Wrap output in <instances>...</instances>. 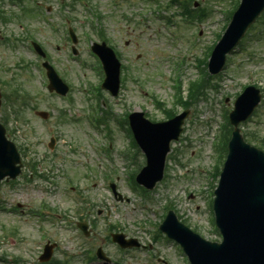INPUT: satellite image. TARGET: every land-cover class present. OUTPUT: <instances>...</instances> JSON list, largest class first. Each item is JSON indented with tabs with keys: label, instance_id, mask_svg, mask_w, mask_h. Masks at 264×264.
<instances>
[{
	"label": "rangeland",
	"instance_id": "1",
	"mask_svg": "<svg viewBox=\"0 0 264 264\" xmlns=\"http://www.w3.org/2000/svg\"><path fill=\"white\" fill-rule=\"evenodd\" d=\"M35 1L41 6L51 7L53 18L51 19L59 26V33H55L43 23L37 14L34 21L23 20V15L20 16L21 13L14 8L9 13L10 23L3 25L0 22V27L1 25L4 27L2 37H5L4 43H6L5 48L0 46V91L6 97L18 90L20 92L18 109L24 107L23 99L28 104L19 118L11 114V109L8 110L12 115L9 117L8 126L6 125L8 135L19 148H25L23 156L25 164L22 175L16 183L5 181L0 183V200L7 209L21 205L28 210H38L40 203L45 202L47 214L51 216L53 214L60 216L61 213L71 214L75 208L80 209V214L91 217L90 219L95 222V234L91 237L90 244H85L78 231L66 229L64 224L57 227L46 223L39 227L37 218L30 215L21 217L6 210L0 212V257L7 259V262L0 264H40L38 258L45 244L41 239L43 235H47L52 243H57L59 248V251L55 252L57 260L73 256L68 261L70 264H82L84 253L91 245L103 246L111 258L114 260L121 258L125 264H150L145 251L131 250L129 254H121L119 247L108 239L112 234L110 227L119 219V231L127 234L129 238H138L143 244H149L151 241L144 232L142 201L129 189L123 174L127 163L122 154L128 151L129 140L122 127L111 122L112 157L107 159L92 144L89 135L93 130L85 120L90 98L83 88L87 86L88 89L90 86L100 84L99 76L91 67L95 64V59L90 58L86 53L85 39H83L84 43L81 39L80 46L83 47L81 58L87 62V66L70 59L69 51L64 46L66 41L61 39V35H65V22L69 19V24L77 34L83 37V31H86L90 39L96 41L92 17L83 8L82 1L73 4L74 0H65L63 10L57 6L56 0H25V3L29 7ZM88 1L92 9L103 14L104 19L99 21V26H102L106 34L115 40L118 50L123 55V63L129 69V77L119 97L112 98L107 92H103L108 99L105 107L114 113L112 117H120L128 111L142 110L150 120H166L164 112L157 109L155 98L164 104L163 110L174 109L178 114L181 113L183 109L175 107L176 91L172 84V79L176 76L175 63H177L174 58H179L181 52L176 50L171 42L168 36L169 28L154 25L152 19L150 22L138 25L135 20L141 18V15H136V18L129 22L125 21L123 12L133 14V10H129L124 4L120 9L115 10L111 0ZM130 1L136 3V0ZM192 1L199 3L197 8L192 5L193 10L206 9L209 12L208 18L200 22V27H186L183 21L178 19L179 28H171L180 36L187 30L186 38L177 41L183 51L190 54L183 68L184 96H187L189 83L200 77V69H197L195 58L203 59L204 56L206 58L216 41V36L222 33L226 24L227 14L224 11L232 9L234 3L233 0ZM141 9L142 5L137 1L135 10ZM170 10L176 9L172 7ZM168 15H171V12H168ZM20 20L29 24L33 36L55 58L53 61L56 68L74 88L71 104L47 93L37 60L27 49H23L26 46L23 42L17 44V40L23 37L17 25ZM197 34L200 40L197 46L193 47L189 39ZM260 36L258 30L252 32L245 43L247 51L243 52L239 49L228 61L224 72L214 81L216 84L219 83L220 89L210 94L215 121L209 134H203L204 129L198 131L197 122L202 115V103L199 102L191 109L192 121L190 120L184 130V141L175 148L173 154L177 156L181 165L174 160L169 163L165 185L160 186L153 195L160 203L154 204L155 201H151L159 211L158 214L155 213L157 211L150 212L153 220L160 221V212L163 211L164 205H168L166 199L168 195L172 199L171 204L177 215L185 223L187 222L189 227L208 240L218 238L213 230L211 214L206 203L209 183L206 177L214 164L213 156L216 150L213 145L221 134L219 130L224 121L225 109H233L237 95L247 84L258 86L264 92V39L257 40ZM249 53H252L253 57ZM137 56L141 58L137 59ZM18 67H22L23 70L20 71ZM98 94L103 100V94L96 89L95 96ZM226 98H229L228 102H224ZM36 110L49 111L52 113V119L42 121L35 115ZM5 111L4 108L1 117ZM211 116L209 114V117ZM242 128L244 132H257L260 137H264V105ZM52 135L56 136L58 143L55 150L50 152L48 143ZM98 136L104 140L107 148L108 146L110 148V140ZM74 146L75 150H72ZM176 149H179V152H176ZM105 152L108 153V150L105 149ZM134 163L132 167L134 170L139 166L143 167L145 159L142 153L137 155ZM33 164L37 165L36 171L32 168ZM117 165L120 173L115 175L118 177L114 180L118 192L124 197L122 201L114 197L99 176L100 171ZM44 176L48 180L42 179ZM109 180L112 181V178ZM129 184L141 192L132 180ZM69 186L73 187V192L67 191ZM171 187L176 188V193L169 192ZM179 190L180 193L176 195ZM98 211L103 214L98 215ZM68 219L71 220V217ZM151 249L156 255L162 256L168 264H185L171 242L164 243L160 239Z\"/></svg>",
	"mask_w": 264,
	"mask_h": 264
},
{
	"label": "water",
	"instance_id": "2",
	"mask_svg": "<svg viewBox=\"0 0 264 264\" xmlns=\"http://www.w3.org/2000/svg\"><path fill=\"white\" fill-rule=\"evenodd\" d=\"M237 36L238 34L232 33L226 39L229 43L236 44ZM251 92L252 90L249 91ZM257 101L258 99L242 119L251 113ZM181 123L178 125L179 129ZM173 137L176 136H163L158 147L147 144V138L140 141L148 154L153 156L160 150L166 151ZM0 149L5 153V164H0V169L5 165V169L0 170V180L6 175L15 177L17 173L14 165L18 160L15 151L6 148L4 144H0ZM220 199V215L223 217L221 226L228 237L226 244L218 247L182 240L186 250L191 252L195 262L200 259V264L206 262L200 257L201 254L212 250L223 252L209 255L206 264H264V157L245 147L239 139L234 140L231 146L230 159L223 174Z\"/></svg>",
	"mask_w": 264,
	"mask_h": 264
}]
</instances>
